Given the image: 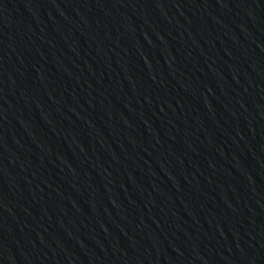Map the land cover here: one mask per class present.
<instances>
[{
	"label": "water",
	"instance_id": "water-1",
	"mask_svg": "<svg viewBox=\"0 0 264 264\" xmlns=\"http://www.w3.org/2000/svg\"><path fill=\"white\" fill-rule=\"evenodd\" d=\"M195 264H264V0H157Z\"/></svg>",
	"mask_w": 264,
	"mask_h": 264
}]
</instances>
